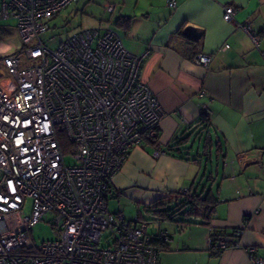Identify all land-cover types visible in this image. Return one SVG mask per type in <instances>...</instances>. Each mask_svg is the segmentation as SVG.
Returning <instances> with one entry per match:
<instances>
[{
	"label": "built area",
	"instance_id": "2783aa9c",
	"mask_svg": "<svg viewBox=\"0 0 264 264\" xmlns=\"http://www.w3.org/2000/svg\"><path fill=\"white\" fill-rule=\"evenodd\" d=\"M73 1L0 0V20H16L21 43L0 57V264H160L157 240L167 241L166 231L148 232L143 221L110 212L106 198L130 150L159 137L164 113L139 76L145 53L126 49L104 25L77 29L48 47L39 36L47 20ZM114 8L103 3L107 12ZM223 8V19L232 20L235 8ZM238 27L258 44L250 24ZM211 60L204 52L193 58L203 67ZM44 220L58 237L36 246L30 231ZM242 232L213 233L209 251L221 253ZM244 250L253 264H264L256 247Z\"/></svg>",
	"mask_w": 264,
	"mask_h": 264
},
{
	"label": "crops",
	"instance_id": "0c3cea01",
	"mask_svg": "<svg viewBox=\"0 0 264 264\" xmlns=\"http://www.w3.org/2000/svg\"><path fill=\"white\" fill-rule=\"evenodd\" d=\"M105 1L115 5L112 23L130 18L120 36L126 49L145 53L139 76L164 113L157 142L131 149L113 175L107 205L110 198L116 208L108 210L158 221L155 211L178 204L181 189L206 195L209 209L157 222L168 235L159 263L253 264L245 247L264 255V0ZM227 5L236 10L232 20L222 17ZM243 23L259 35L257 45ZM16 43L1 41L0 54ZM199 52L212 54L208 67L193 62ZM184 136V145L173 146ZM238 228L232 246L209 251L213 233Z\"/></svg>",
	"mask_w": 264,
	"mask_h": 264
},
{
	"label": "rangeland",
	"instance_id": "374dc122",
	"mask_svg": "<svg viewBox=\"0 0 264 264\" xmlns=\"http://www.w3.org/2000/svg\"><path fill=\"white\" fill-rule=\"evenodd\" d=\"M105 0H76L70 3L66 9L60 13L52 16L47 20L48 29L41 33L40 39L46 42L47 46L54 48L60 39L65 38L71 32L85 27H98L100 25L110 26L116 29L119 34L123 36V29L114 25L113 19L116 17V12H107L103 9V3ZM115 11V10H114ZM54 38L55 42L51 41ZM20 42V39L16 33V20L15 19H3L0 20V42L1 41ZM16 45H18L16 43ZM13 47L11 50L18 48ZM4 54V53H3ZM0 54V57L3 55ZM66 164H73V159L69 155L64 156ZM108 209L113 211L116 208V202L109 198ZM126 218L133 219L134 210L132 209V215L127 213ZM183 219V217H181ZM147 220V218H145ZM157 222L172 223L168 218H162V220H155V218H148L147 231H157ZM30 236L32 242L39 246L43 241L56 239L58 237V231L51 225L50 222L44 220L35 224L31 231Z\"/></svg>",
	"mask_w": 264,
	"mask_h": 264
},
{
	"label": "trees",
	"instance_id": "16d2710c",
	"mask_svg": "<svg viewBox=\"0 0 264 264\" xmlns=\"http://www.w3.org/2000/svg\"><path fill=\"white\" fill-rule=\"evenodd\" d=\"M129 21H130L129 17H125V18H122V19L120 18V19L115 21L114 25H117L121 29L126 30V29L129 28V24H130ZM187 138H188V136L178 137L176 139L177 142L173 146H182V145H184V143L187 142ZM145 140H152L154 142H157L155 139H145ZM59 142H60V146H61L62 152L65 154L66 150L69 147V144H68L67 139L65 138L64 134H62V133L59 134ZM110 185H111V183L109 184V189H108V193H107V196H106L107 200H108V194H109V190H110ZM179 194L181 196V201L178 204L174 205L173 207H171L169 209H163V210L160 209V210L155 211V212L158 213L161 218H168V219L176 221V222H184V218H188V216H192V214H191L192 209H195V208L197 209L198 207L200 208V207H203V206L205 208L209 207V206H207V204H204V205L202 204L205 201V199H206V195L201 197L200 194H197L195 192L192 193L188 189H187V193L182 194L180 192ZM181 217H183V219ZM137 218L134 219V221H141L140 219H137ZM142 221L146 224V220H142ZM186 222L189 223L191 221H186ZM146 226H147V224H146ZM159 230H162V229H159ZM166 234H167V232H166ZM167 238H168V235H167ZM166 243H167V241L164 242V241H160V239L157 240V245L161 249L160 252L165 248Z\"/></svg>",
	"mask_w": 264,
	"mask_h": 264
}]
</instances>
